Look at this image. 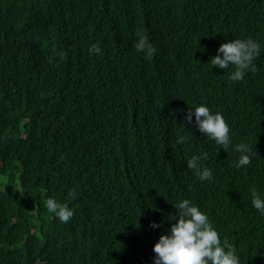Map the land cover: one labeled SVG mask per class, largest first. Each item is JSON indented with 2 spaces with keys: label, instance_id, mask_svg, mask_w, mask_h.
<instances>
[{
  "label": "trees",
  "instance_id": "1",
  "mask_svg": "<svg viewBox=\"0 0 264 264\" xmlns=\"http://www.w3.org/2000/svg\"><path fill=\"white\" fill-rule=\"evenodd\" d=\"M249 37L257 70L231 81L210 60ZM201 105L224 116L228 151L187 124ZM239 143L252 162L237 168ZM203 154L202 182L187 160ZM252 188L264 199V0H0V264H154L183 199L239 264H264Z\"/></svg>",
  "mask_w": 264,
  "mask_h": 264
},
{
  "label": "clouds",
  "instance_id": "2",
  "mask_svg": "<svg viewBox=\"0 0 264 264\" xmlns=\"http://www.w3.org/2000/svg\"><path fill=\"white\" fill-rule=\"evenodd\" d=\"M138 40L135 43L137 51L145 53L147 59L155 54L154 46L149 43L146 35L137 33ZM101 52L98 45L93 44L89 49L90 54ZM260 53V44L252 38L234 39L220 45L218 54L211 58L213 68L229 69L231 81L244 79L246 71L255 72L256 66L253 61ZM195 115V125L201 133L207 135L208 139L214 140L221 148L228 151L232 147L230 139V128L224 116L217 112L212 114L207 106L195 108L194 113L189 109L186 114L187 124H192V117ZM185 127V126H184ZM186 137H181L178 143L186 142ZM234 150L242 153L238 163L234 167L248 166L252 162V149L244 143L235 145ZM254 155V154H253ZM207 154L192 156L187 160L188 169L193 170L194 175L200 181L213 179L212 172L208 168H201L199 161L206 159ZM78 193L75 189L68 192L71 199H75ZM252 204L254 208L264 214V199H261L255 188L251 189ZM49 212L54 213L61 223H67L74 215V212L67 204H60L54 198L46 201ZM177 213L169 217L175 221L167 234H162L155 244L153 251L156 254L154 264H239V257L235 247L227 239L221 242L217 230L213 227L208 217L198 207L194 206L188 199H183L175 204ZM152 228L160 227L153 222Z\"/></svg>",
  "mask_w": 264,
  "mask_h": 264
}]
</instances>
